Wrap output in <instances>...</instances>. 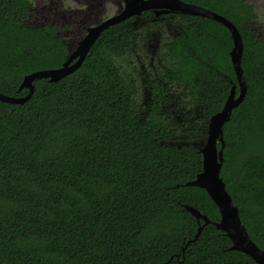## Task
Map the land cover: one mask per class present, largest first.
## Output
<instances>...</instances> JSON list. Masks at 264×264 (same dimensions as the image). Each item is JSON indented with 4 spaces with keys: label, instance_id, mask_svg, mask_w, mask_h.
Segmentation results:
<instances>
[{
    "label": "trees",
    "instance_id": "trees-1",
    "mask_svg": "<svg viewBox=\"0 0 264 264\" xmlns=\"http://www.w3.org/2000/svg\"><path fill=\"white\" fill-rule=\"evenodd\" d=\"M215 10L239 32L246 84L222 126L219 175L264 250V37L245 24L251 13L241 0ZM26 19L23 0H0L5 95L24 96L23 76L61 66L67 53L53 25ZM195 21L168 43L166 82L149 83L146 105L136 79L114 63L136 35L116 27L70 74L34 80L24 103L0 101V264H257L211 224L192 240L202 220L185 205L211 221L219 212L204 189L184 184L201 170L188 135H206L205 121H189L181 132L179 121L195 112L207 120L236 84L228 31L212 19ZM171 102L184 119H173ZM181 133L187 143L174 141Z\"/></svg>",
    "mask_w": 264,
    "mask_h": 264
},
{
    "label": "water",
    "instance_id": "water-1",
    "mask_svg": "<svg viewBox=\"0 0 264 264\" xmlns=\"http://www.w3.org/2000/svg\"><path fill=\"white\" fill-rule=\"evenodd\" d=\"M131 1L132 0H126V5L135 4V2ZM138 1H142L143 7H147V3L149 2V0H137V2ZM175 1L183 6L181 9L182 11L209 16L222 22V24L230 30L232 47L229 51V57L238 84L237 95L235 96L234 86H232L221 109L209 116L206 124L205 141L204 144L199 147V152L202 157L201 170L196 174L194 179L184 183L185 185H194L204 189L210 199L217 206L219 212V220L211 221L205 214L200 213L196 208L190 205H185V209L196 218L197 222L202 220V223L198 225L197 231L192 240L198 236L204 225L211 224L226 234L231 242L230 249L245 253L257 264H264V250L259 248L250 239L240 220L238 209L233 204L231 196L226 191L224 182L219 175L223 162L222 149L224 147L222 126L228 121L231 110L243 100L246 92V84L240 67L242 42L239 32L221 15L209 10L201 9L195 5L186 4L177 0ZM114 21L115 18L109 19L96 27L88 28L87 33L76 42L72 51L67 47V53L61 66L52 69L36 70L23 76L18 90L26 88L28 91L24 96H10L0 93V101L7 103H24L33 92L34 80L44 78L50 82H55L73 72L82 63L89 48L96 40L99 31ZM218 144L219 147L217 146Z\"/></svg>",
    "mask_w": 264,
    "mask_h": 264
},
{
    "label": "flooded vegetation",
    "instance_id": "flooded-vegetation-1",
    "mask_svg": "<svg viewBox=\"0 0 264 264\" xmlns=\"http://www.w3.org/2000/svg\"><path fill=\"white\" fill-rule=\"evenodd\" d=\"M23 1L26 7V17L28 19L29 9L31 7L32 1L31 0H23ZM58 1L60 3V6H62V3H66V6L68 7L70 6L69 2H71L73 5H79V4L83 5L81 9L78 8V6L68 7L69 9H64L66 14L67 13L70 14L68 15L70 16L69 18L70 22L71 21L74 22L76 20V22L78 21L77 23H79L80 37L78 40H80L87 33L88 28L96 27L102 24L103 22L113 18H115V21L108 24L103 29H101L98 33L97 38L103 32L109 31L113 27H116L117 29H121V30L123 28L128 29L136 35L134 38L135 40H132L134 41V45H131L123 56L114 58V63L119 68L121 74L136 79L138 88L140 87V85L138 83L137 71L135 68L136 62L135 65H132L130 57L137 58V56L138 57L140 56L139 45L142 41V32L148 25H154L155 28H160V26H162L163 23L164 24L168 23L169 25L172 26V27L167 26L171 30V32L165 43L164 49L159 54V61L161 66H157L155 69L157 77L150 81V82L157 81V82L165 83L166 81H163L161 75H168L170 66L167 62L162 61L161 57L163 52L167 49V45L170 42V40H172L173 37L180 35L184 31L185 27H187L188 25L194 22L195 18H196L195 21L196 24L205 23V19L215 20L206 15L184 12L181 10L183 6H181V4H179L175 0L174 1L149 0V2L147 3V7H143L142 1L137 2V0H132L131 2H135V4H131V5L130 4L126 5V0H58ZM114 1L118 3V8L116 12L111 16L102 15V12L105 10V6L107 5L106 3H113ZM177 1L190 5H195L201 9L209 10L213 13L221 15L235 27L234 23L229 18L225 17L224 15L220 14L215 10L217 6H220L222 4L223 0H195V1L177 0ZM241 1L246 4V6L249 9V12L251 13L250 19L245 21V24L248 25L249 29L254 32L256 38L261 40L264 37V29L259 33L254 27V23L257 19V10H256L257 4L254 2L256 0L252 1L253 3L248 0H241ZM138 20H141L142 23H138ZM215 21L219 22L221 25H223L226 28L229 34V38L232 41L230 30L224 24H222V22L218 20ZM263 24H264V16H263ZM43 25H53L56 29L55 30L56 35L59 36L58 27L56 25L52 23H46L39 26H43ZM60 39L64 43H66L61 37ZM65 46L67 49L66 44ZM124 57L125 58L127 57L125 63L126 66H122L117 63L118 60H121ZM139 71H142V68H139ZM172 84L173 86L175 85L174 81H172ZM232 86H234L235 96H236L238 93V89L236 93V87H238L237 79H236V84L234 83L231 85V87ZM181 119H184V117L180 118V120Z\"/></svg>",
    "mask_w": 264,
    "mask_h": 264
},
{
    "label": "rangeland",
    "instance_id": "rangeland-1",
    "mask_svg": "<svg viewBox=\"0 0 264 264\" xmlns=\"http://www.w3.org/2000/svg\"><path fill=\"white\" fill-rule=\"evenodd\" d=\"M31 7L29 9V15L28 19L25 21V24L28 26H39L46 23H52L58 27V35L66 42L69 50L72 51L76 45V42L78 41L80 34H79V23L76 22H70L69 18L70 14H66L64 9H69L68 7H77L82 8L83 5H73L71 2L70 6H66V3H62V6H60V3L58 0H31ZM250 2L254 0H248ZM256 5L257 10V19L254 23V27L256 30L260 33L264 29L263 24V16H264V0L254 1ZM253 3V2H252ZM105 10L102 12V15L105 16H111L113 15L117 8L118 3L115 1L113 3H106ZM100 6V5H99ZM90 14V13H89ZM76 22V23H75ZM138 23H142L141 20H138ZM167 24V25H166ZM169 25L168 23H163L160 28H155L154 25H148L144 31L142 32V41L140 43V56L137 58L130 57L132 65H135L136 62V71H137V78L138 83L140 85V98L144 105L147 104L149 100V83L152 79L157 77L156 74V67L161 66L159 61V54L164 49L165 43L169 37V34L171 30L167 27ZM146 30V31H145ZM148 30V31H147ZM135 59V60H134ZM127 57L118 60L117 63L126 66ZM139 68H142V71H139ZM173 102L169 106H171V112L172 116L176 118L178 121L180 118H182L181 111H176L173 107ZM195 116L193 119L190 117H187V121H179L182 126V128H179L180 132L182 129L190 128L189 127V121L192 120L193 122H197L202 119L204 122V126L202 129H206V124L208 119L206 120L202 115L199 114V112H195ZM200 116V117H199ZM202 116V117H201ZM197 124V123H196ZM206 135H202L198 133L197 135H188V141H191L195 146L201 147L204 144ZM177 142H183L187 143V140L184 138V134H179L178 138L174 140Z\"/></svg>",
    "mask_w": 264,
    "mask_h": 264
}]
</instances>
